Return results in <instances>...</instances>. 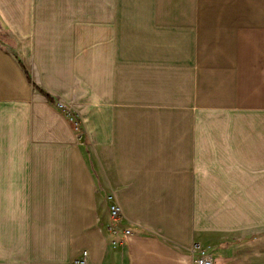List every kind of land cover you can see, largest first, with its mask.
<instances>
[{"label": "crops", "instance_id": "1", "mask_svg": "<svg viewBox=\"0 0 264 264\" xmlns=\"http://www.w3.org/2000/svg\"><path fill=\"white\" fill-rule=\"evenodd\" d=\"M193 244L264 264V0H0V264Z\"/></svg>", "mask_w": 264, "mask_h": 264}, {"label": "built area", "instance_id": "2", "mask_svg": "<svg viewBox=\"0 0 264 264\" xmlns=\"http://www.w3.org/2000/svg\"><path fill=\"white\" fill-rule=\"evenodd\" d=\"M57 106L62 110L68 117V120L72 123L74 126V129L77 130L78 128V120L76 119L75 116L71 113V105L66 103V102H58ZM107 200L110 202L109 203V213L112 222L108 225V230L116 234L120 227L122 226L123 222V214L122 210L120 208L119 203L117 202L115 195L113 193L108 194ZM121 230L123 231L124 234H129L130 229L129 228H124L122 227ZM192 254H197L196 257H194L192 264H214L213 259L209 253L204 251L203 249H200L199 245L193 244V246L190 249ZM86 252H83V255H85ZM84 261L79 260L77 263L82 264Z\"/></svg>", "mask_w": 264, "mask_h": 264}, {"label": "trees", "instance_id": "3", "mask_svg": "<svg viewBox=\"0 0 264 264\" xmlns=\"http://www.w3.org/2000/svg\"><path fill=\"white\" fill-rule=\"evenodd\" d=\"M40 91L44 94V96H46V98L51 99L50 95L47 92L43 90H40Z\"/></svg>", "mask_w": 264, "mask_h": 264}]
</instances>
